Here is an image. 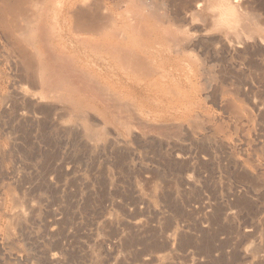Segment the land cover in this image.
<instances>
[{"label":"rangeland","instance_id":"374dc122","mask_svg":"<svg viewBox=\"0 0 264 264\" xmlns=\"http://www.w3.org/2000/svg\"><path fill=\"white\" fill-rule=\"evenodd\" d=\"M0 264H264V0H0Z\"/></svg>","mask_w":264,"mask_h":264},{"label":"bare ground","instance_id":"6f19581e","mask_svg":"<svg viewBox=\"0 0 264 264\" xmlns=\"http://www.w3.org/2000/svg\"><path fill=\"white\" fill-rule=\"evenodd\" d=\"M16 5V4H15ZM19 7V6H18ZM15 8H17V7H15ZM7 9H9V8H7ZM7 9H6V11H7ZM10 10H12V9H10ZM21 10V9H20ZM8 13V12H7ZM22 13V12H21ZM3 16V15H2ZM23 16V15H22ZM29 18V17H28ZM26 21V20H25ZM3 22V21H2Z\"/></svg>","mask_w":264,"mask_h":264}]
</instances>
